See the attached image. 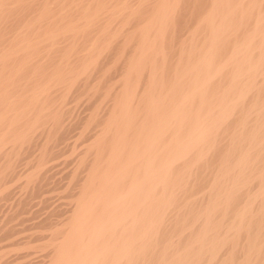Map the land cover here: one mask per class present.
Listing matches in <instances>:
<instances>
[{
	"label": "bare ground",
	"instance_id": "6f19581e",
	"mask_svg": "<svg viewBox=\"0 0 264 264\" xmlns=\"http://www.w3.org/2000/svg\"><path fill=\"white\" fill-rule=\"evenodd\" d=\"M0 264H264V0H0Z\"/></svg>",
	"mask_w": 264,
	"mask_h": 264
}]
</instances>
